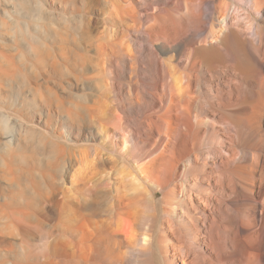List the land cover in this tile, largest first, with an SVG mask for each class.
Instances as JSON below:
<instances>
[{
    "label": "bare ground",
    "instance_id": "bare-ground-1",
    "mask_svg": "<svg viewBox=\"0 0 264 264\" xmlns=\"http://www.w3.org/2000/svg\"><path fill=\"white\" fill-rule=\"evenodd\" d=\"M93 1L110 29L94 38L80 24L79 52L60 46L43 70L0 72V98L16 89L22 110H42L36 124L51 135L37 142L28 130L40 149L1 158L0 264H264V0H170L186 9L183 24L169 10L145 14L149 42L159 40L183 69L155 81L146 135L154 150H133L123 137L116 155L66 153L70 138L107 141L105 123L125 130L120 70H136L125 23L143 0ZM35 26L30 42L46 48L55 26ZM64 84L93 93L73 97L76 105L57 93ZM87 102L96 134L76 122L92 118ZM4 133L6 148L13 136ZM141 162L144 177L133 166Z\"/></svg>",
    "mask_w": 264,
    "mask_h": 264
},
{
    "label": "rangeland",
    "instance_id": "rangeland-1",
    "mask_svg": "<svg viewBox=\"0 0 264 264\" xmlns=\"http://www.w3.org/2000/svg\"><path fill=\"white\" fill-rule=\"evenodd\" d=\"M84 1L85 5L83 8L77 3V10L74 8L73 10L71 7L63 5L58 0H0V72H5L8 67H12L15 70V74H24L31 70H43L48 66L47 63L49 58H54V52H60L57 49V47L60 46H69L67 48L72 47L73 50L79 52L75 46L78 43L77 40L80 38L79 31L77 30L80 24H89V26H91V37L94 38L99 37L100 33H102L101 30L105 29V27L106 29H110V25L105 20L106 16L102 15L101 8L98 4L93 0ZM142 4H144V8L140 5L134 6V22L125 23L127 24L125 26L126 30L129 32L130 40L135 43L134 61L136 70L135 72L129 70L130 67H132L130 63L121 67L119 85L123 89L125 108L123 113L115 110L116 114L121 117V123H123V127L126 131L117 128L114 124L105 123L104 126L107 129L106 136L108 137L107 141L106 139L100 141V139L97 138L98 136H96V141H88L87 138L84 137L78 140L70 138L68 141H63V143H65L64 147L66 153H88L89 150H92V147H95L97 150L104 148L105 151H113L110 153L116 155L119 152L120 142L123 137L132 138L133 150L148 152L154 150V144L148 142L146 135L153 127L151 115L154 109L152 108L150 100H152L153 97L152 93L155 87V81L160 75H162L167 82L172 81L176 75H179L177 71L183 72V69H181L182 67L180 66H175L174 62H176V65L178 64L176 59H174L173 62L169 54H164L160 47L159 40L149 42L144 32L146 25L143 24L150 23L142 22V18L145 14H158L161 10H169L178 23L183 24L186 9H176L170 0H143ZM39 6L42 8L40 9ZM103 22L105 23L103 24ZM35 24L41 27L43 26V28H49V24H52V28L53 24L55 26L57 32L53 33L52 31L51 34H53V37L51 34H48V37L53 39L49 40L47 34H45L46 36L43 35L45 37L44 41L47 44L46 48L41 45L38 46L37 44H35L36 46L33 44V47L30 42L31 37H33L32 35L39 36L38 32L35 31V27H37ZM55 33L58 34L59 39L61 38L60 40L57 39V35L55 37ZM55 38L56 40H54ZM75 40L77 41L76 44L74 43ZM199 40L200 38H196L195 42L199 43ZM29 46H32L34 49H29ZM62 72L64 75L67 74L64 69ZM87 74L89 75L90 71H88ZM91 75L92 73L90 77H92ZM170 78L172 79L170 80ZM107 80L108 79H106V81ZM203 81H205V79H203ZM152 82L154 84H152ZM89 83L92 84V80H90ZM107 84H110L109 80ZM49 86L52 87L51 84ZM91 86H93V84ZM64 87L66 90L65 92L57 90V93L64 97L65 95H70L71 103L76 105L80 104V102L74 99L75 97L79 98L81 94H84L90 99V95L93 93L89 87L88 89L83 88V90H79V88H75L74 86L68 88L67 84H64ZM149 94H151V96ZM137 95L140 96V100L138 101L135 100ZM1 96L0 137L2 133L4 135L6 131L13 137L12 141L7 143V145H10L6 148L4 147L5 140L0 138V169L4 166L3 159L1 158H5L3 156L7 153L16 152V154L30 156L33 152H37L38 149H40L37 143L39 138L37 137L39 136L38 134L45 132L42 134L48 136L49 139L51 138V135L45 128L40 129L36 124L38 120L36 112L38 110H36L37 108H35V106L29 108L32 112L30 110H22L23 104L21 99L17 97L16 89L11 90L9 95H7L8 97L6 95ZM87 105L92 111V118L87 120L86 117H81L80 120L76 122L81 125L82 130H86L91 124L96 134V127L98 124L96 122L95 108L92 107L91 102H87ZM41 111L42 110L38 111V114ZM5 124H10V127H6ZM216 127L219 128V125ZM28 130L33 133L36 132L34 136L37 142L35 140H31L32 142L30 141L27 133ZM220 137L223 140L225 139L223 133L220 134ZM24 142H26V144ZM202 149H204V151L208 150L207 147H202ZM76 165V167H79V164ZM133 166L138 170L139 176L144 177L143 169L145 168V164H143V162L139 164L133 163ZM65 185L67 188L70 186L68 179L65 181ZM161 198L162 193L157 190L156 201L160 202Z\"/></svg>",
    "mask_w": 264,
    "mask_h": 264
}]
</instances>
